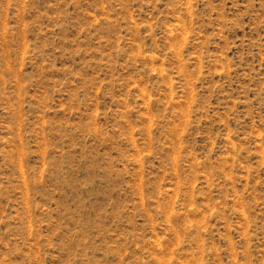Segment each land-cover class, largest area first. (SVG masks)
Instances as JSON below:
<instances>
[{
  "label": "rangeland",
  "instance_id": "rangeland-1",
  "mask_svg": "<svg viewBox=\"0 0 264 264\" xmlns=\"http://www.w3.org/2000/svg\"><path fill=\"white\" fill-rule=\"evenodd\" d=\"M0 264H264V0H0Z\"/></svg>",
  "mask_w": 264,
  "mask_h": 264
}]
</instances>
